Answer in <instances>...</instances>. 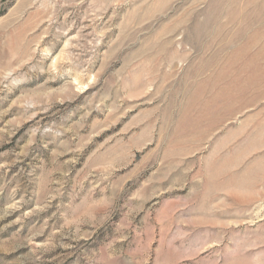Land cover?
I'll return each mask as SVG.
<instances>
[{
	"label": "rangeland",
	"instance_id": "374dc122",
	"mask_svg": "<svg viewBox=\"0 0 264 264\" xmlns=\"http://www.w3.org/2000/svg\"><path fill=\"white\" fill-rule=\"evenodd\" d=\"M0 264H264V0H0Z\"/></svg>",
	"mask_w": 264,
	"mask_h": 264
}]
</instances>
